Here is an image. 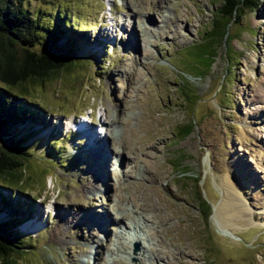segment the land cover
Returning <instances> with one entry per match:
<instances>
[{
  "label": "rangeland",
  "instance_id": "1",
  "mask_svg": "<svg viewBox=\"0 0 264 264\" xmlns=\"http://www.w3.org/2000/svg\"><path fill=\"white\" fill-rule=\"evenodd\" d=\"M222 1H22L39 18V51L58 48L55 42L62 38L50 31L57 18H66L69 29L78 27L86 36L78 40L73 71L27 83L24 97L0 83V95L11 92V104L29 112L0 137L23 142L27 156L22 184L5 175L19 191L0 182L5 207L33 215L17 227L27 241L22 253L14 252L18 264H137L140 259L144 264H264V223L257 214L264 199V0L244 9L237 23H228L226 41L217 38L223 20L215 16L210 42L205 35ZM166 14L170 26L161 36L155 25ZM141 20L153 24L144 28ZM206 52L214 53L209 67ZM134 69L139 75L130 83ZM124 91L146 122L137 138L149 142L154 155L148 156L153 178L138 184L140 198L155 180L162 198L159 217L153 218L154 239L141 238L136 225L143 217L131 202L125 206L136 210L131 216L138 223L114 222L115 195L127 197L116 177L122 178L133 162L121 165L115 155L116 163L106 165L100 144L106 143L105 108L114 112ZM39 116L41 130L27 125ZM77 124L95 129L97 142L88 143ZM187 125L190 133L181 135L180 127ZM142 163L137 162V172ZM95 166L101 172L99 188L91 186ZM224 180L254 210L252 222L235 219L232 234L213 216ZM199 197L208 200L207 211H201L207 203L201 205ZM135 237L139 241L131 240Z\"/></svg>",
  "mask_w": 264,
  "mask_h": 264
},
{
  "label": "trees",
  "instance_id": "2",
  "mask_svg": "<svg viewBox=\"0 0 264 264\" xmlns=\"http://www.w3.org/2000/svg\"><path fill=\"white\" fill-rule=\"evenodd\" d=\"M23 0H0V83L8 85L16 92H20L22 97L27 94V83L32 81L43 82L46 79H52L61 72H71L77 66L78 57L76 48L78 40L86 36V33L78 27L69 29L66 18L60 19L53 24L51 28L54 37H61L58 48L55 51L48 49L39 51L37 42L40 32L39 18L32 16L24 7ZM256 0H223L221 5L216 8L205 37L214 40L213 27H215V16L222 19V28L217 33V38L227 40L225 34L228 23H237L244 14V9L252 7ZM72 25V24H71ZM217 26V25H216ZM77 33V35H76ZM56 40V39H55ZM207 53V52H206ZM214 53L206 54L210 59ZM211 59L206 63L210 66ZM9 92V90H8ZM11 93V92H9ZM9 93L0 95V137L5 128L15 126L22 120H26L29 115L28 109L19 107L17 104H11L13 98ZM22 123V122H21ZM35 123L38 130L43 128L40 125V116L38 119L30 120L27 125ZM191 126L180 127V134L187 135L190 133ZM1 139V138H0ZM20 140H11L7 136L0 140V182L2 187L7 189H18L17 186L8 184L5 175L14 178L19 185L23 183L21 177L24 176L26 168L23 167V158L27 157ZM17 170V172H13ZM42 172V180L45 175ZM0 185V186H1ZM27 188V187H24ZM25 192V191H24ZM0 194V264H18L19 257L14 252L24 251L27 247L23 237H20L17 227L27 223V219L33 217L27 214L23 208H15L10 212V208L5 207V201ZM199 203L206 204L201 211H207L209 208L208 200L203 197L196 199ZM18 209V210H17ZM31 212V211H30ZM207 214H209L207 212ZM16 230V233L13 231ZM16 259V260H15Z\"/></svg>",
  "mask_w": 264,
  "mask_h": 264
},
{
  "label": "bare ground",
  "instance_id": "3",
  "mask_svg": "<svg viewBox=\"0 0 264 264\" xmlns=\"http://www.w3.org/2000/svg\"><path fill=\"white\" fill-rule=\"evenodd\" d=\"M154 3V2H153ZM153 8V7H152ZM153 11V10H152ZM160 12V10H159ZM163 16V15H162ZM165 16V15H164ZM149 20V19H148ZM142 21V20H141ZM171 21V17L166 16L163 17L159 23H157L155 26L157 27L156 31L158 35H166L168 33L167 27L170 26L169 22ZM144 24V28H148V25L153 24V22L149 21H142ZM142 28V31L143 29ZM147 29V30H148ZM146 44V43H145ZM145 53L149 54L148 49L144 48ZM139 75V71L137 69H134L130 73V83H133V79H136L135 76ZM138 79V78H137ZM131 86V85H130ZM132 88V86H131ZM129 93V92H128ZM127 93V94H128ZM126 94L124 91L123 97L116 101L113 105H115L116 110L114 112H110L105 108L106 116L108 117V125L104 129L105 135H106V143L99 144L101 145V150L100 152H104L102 157L103 163H106V165H113L116 163V158L115 155H117V161L121 165H126L128 161H132L133 163L129 168H125V174L121 178L119 175L116 177V185L117 188L123 189L127 193V197L125 196L124 193H121L120 195H115L116 199L114 200V205L113 208L115 210V217H114V222L117 224H120L119 226H122L126 220H131L132 222L138 220L135 219L134 216H131L136 210H139L140 216L143 217L141 218L143 222L141 224L132 223V225H136L139 228V233L141 234V238H146L147 239H154L157 232H155L153 229V218L159 217V212L157 213V209L160 207L159 201L161 202V195L160 192L157 190V186L154 184V181L151 182L149 185L148 190L145 188V193L140 195L139 198V192H138V184L141 183L143 180H147L148 178H153L150 177L152 174H150V164L148 161L149 157H154L153 153L151 156H149L151 153L148 151L150 148V145H148L149 142L143 141L142 139L137 138L139 131L144 127H146V122L145 119H139L137 117V114L133 111V106L132 103L130 102L129 96ZM131 110V115L130 111ZM128 112L129 115L126 113ZM137 117L138 119V124L136 123L135 126L133 125L132 119ZM71 121V120H70ZM74 120L72 119L71 122ZM83 123V122H81ZM120 125H117V124ZM79 124V123H78ZM77 124V129L79 130V126ZM87 124V123H85ZM84 124V125H85ZM94 124L95 123L94 121ZM83 128L80 129L79 131L81 132L80 134L88 139V143H96V134L97 131L92 127L94 130L92 131L90 128H87V125L84 126ZM89 125V124H88ZM148 126V125H147ZM76 130V131H78ZM91 130V131H90ZM98 135V134H97ZM102 140L105 139V137H101ZM122 141V144L124 143V146L121 147L119 145L118 139ZM84 139V138H83ZM86 140V139H85ZM120 141V142H121ZM138 143L140 145H138ZM147 150V151H145ZM100 152L97 151V155L101 156ZM149 156V157H148ZM155 160V159H153ZM152 161V159H151ZM137 162H143V169L141 172H137ZM152 163V162H150ZM96 166L98 163H95ZM95 166V170H93V175L94 177V183L91 185L92 187H97L99 188L100 184L97 183V180L100 177L101 172H99V168ZM153 167V166H151ZM97 168V170H96ZM154 169V168H153ZM152 170V169H151ZM123 171V169H122ZM153 171V170H152ZM155 173V172H154ZM158 175V173H157ZM134 178V180L129 179V178ZM148 177V178H147ZM155 178V176H154ZM157 180H161L162 176L158 175L156 176ZM100 180V179H99ZM132 180V181H131ZM148 181V180H147ZM156 182V181H155ZM148 183V182H147ZM142 186V185H141ZM128 188V190L126 189ZM142 188V187H140ZM220 189H221V200L219 201L218 204H214V214L213 216L216 218L218 223L222 228H225L228 232L229 227L236 224L234 221L238 217H243V218H249L250 222H252L253 217L252 214L254 213V210L252 209L251 204L247 201V199L242 196V192L240 190H236V188L229 184V181L224 180L220 184ZM143 190V189H142ZM141 192V191H140ZM139 198V199H138ZM136 201V202H133ZM131 202L132 206L136 208V210H132L131 212L129 211L125 204ZM133 203H135L133 205ZM224 207H228L227 209H224ZM259 210L257 211V214L259 215L260 221L264 223V199L260 202ZM159 210V209H158ZM163 215V214H162ZM249 216V217H248ZM163 217V216H162ZM160 217L159 220L162 218ZM166 217V216H165ZM138 218V217H137ZM155 222V221H154ZM160 222V221H159ZM248 223V222H247ZM157 230V229H156ZM60 233V232H59ZM232 234V232H230ZM116 235V234H114ZM128 238V237H127ZM111 239V237H110ZM138 240L139 237L131 238V240ZM141 241V240H140ZM123 242V241H122ZM124 248L125 245L121 244ZM108 251V248H106ZM152 250V248H151ZM144 260H141L137 264H144Z\"/></svg>",
  "mask_w": 264,
  "mask_h": 264
}]
</instances>
